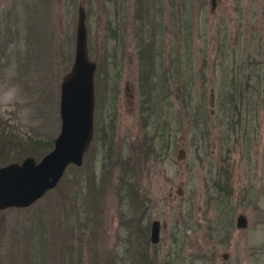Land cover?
<instances>
[{
	"label": "rangeland",
	"instance_id": "rangeland-1",
	"mask_svg": "<svg viewBox=\"0 0 264 264\" xmlns=\"http://www.w3.org/2000/svg\"><path fill=\"white\" fill-rule=\"evenodd\" d=\"M78 8L91 135L53 187L0 209V264H264V0H0L10 161L52 146L21 152L58 132Z\"/></svg>",
	"mask_w": 264,
	"mask_h": 264
},
{
	"label": "water",
	"instance_id": "water-1",
	"mask_svg": "<svg viewBox=\"0 0 264 264\" xmlns=\"http://www.w3.org/2000/svg\"><path fill=\"white\" fill-rule=\"evenodd\" d=\"M213 3V2H211ZM84 13L78 8L71 66L59 82V128L51 148L37 160L24 156L19 161L0 165V209L27 206L53 187L69 163L79 165L92 130L93 72L95 63L86 52ZM183 155L178 150L177 157ZM235 226L244 227L246 217L238 213ZM159 237V223L149 224V240Z\"/></svg>",
	"mask_w": 264,
	"mask_h": 264
},
{
	"label": "trees",
	"instance_id": "trees-1",
	"mask_svg": "<svg viewBox=\"0 0 264 264\" xmlns=\"http://www.w3.org/2000/svg\"><path fill=\"white\" fill-rule=\"evenodd\" d=\"M2 132V130H1ZM49 139V138H48ZM53 139H49L48 142H42V140H38L37 142L33 143V146L31 148V151H25V149L27 148V145H24L21 147V152L22 154L28 153V152H33L35 153L36 150L40 149L42 151H44L45 149L47 150L49 145H51ZM47 143V146L45 145ZM45 150V151H46ZM11 160V157H6L5 154L2 156V152H0V162H8ZM214 186L216 187V189L220 192V191H226V185L222 184L218 181L214 182ZM143 255V253H142ZM144 264H147V262L145 260H143Z\"/></svg>",
	"mask_w": 264,
	"mask_h": 264
},
{
	"label": "flooded vegetation",
	"instance_id": "flooded-vegetation-1",
	"mask_svg": "<svg viewBox=\"0 0 264 264\" xmlns=\"http://www.w3.org/2000/svg\"><path fill=\"white\" fill-rule=\"evenodd\" d=\"M222 184H225L226 185V187H227V183H226V181H224V182H222ZM148 239H149V231H148ZM158 241V240H157ZM156 241V242H157ZM151 242V241H150ZM151 243H155V242H151ZM226 256H227V253L226 252H221V257L222 258H226ZM146 259H148V256L146 255ZM148 261V260H147Z\"/></svg>",
	"mask_w": 264,
	"mask_h": 264
}]
</instances>
